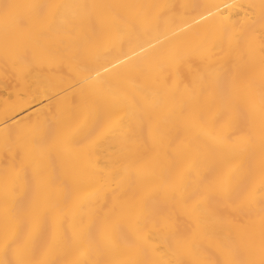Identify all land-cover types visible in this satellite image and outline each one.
I'll list each match as a JSON object with an SVG mask.
<instances>
[{
	"label": "bare ground",
	"instance_id": "1",
	"mask_svg": "<svg viewBox=\"0 0 264 264\" xmlns=\"http://www.w3.org/2000/svg\"><path fill=\"white\" fill-rule=\"evenodd\" d=\"M9 262L264 264V0H0Z\"/></svg>",
	"mask_w": 264,
	"mask_h": 264
},
{
	"label": "snow or ice",
	"instance_id": "2",
	"mask_svg": "<svg viewBox=\"0 0 264 264\" xmlns=\"http://www.w3.org/2000/svg\"><path fill=\"white\" fill-rule=\"evenodd\" d=\"M42 7H46V6H42ZM9 264H11V262H9Z\"/></svg>",
	"mask_w": 264,
	"mask_h": 264
}]
</instances>
